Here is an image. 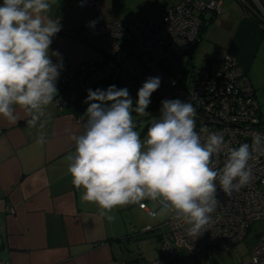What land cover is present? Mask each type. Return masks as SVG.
Segmentation results:
<instances>
[{
	"label": "crops",
	"instance_id": "0c3cea01",
	"mask_svg": "<svg viewBox=\"0 0 264 264\" xmlns=\"http://www.w3.org/2000/svg\"><path fill=\"white\" fill-rule=\"evenodd\" d=\"M176 1L97 0V5L79 6L80 0H51L49 15L59 18L62 28L53 37L50 50L60 53L63 68L95 60L98 52L75 34L76 24L94 18L121 22L152 19L158 15L159 4ZM204 23L189 58L205 51L207 59L197 65L201 66L233 55L248 72L264 114V22L238 0H220V11ZM52 60L57 62L56 57ZM56 86L57 96L66 100L67 106L59 110L54 103L49 105L46 113L51 118H42L47 121L43 129L29 127L23 112L15 124L0 118V264H153L163 259L166 264H210V250L215 247L189 257L182 251L168 257L159 229L145 231L146 224L138 230L137 212L148 214L151 210L147 199L113 209L109 213L115 217L112 221L99 214L96 204L82 201L83 189L72 184L68 158L74 155L70 137L84 130L88 107L84 101L92 88L79 78L65 85L58 78ZM146 133L140 132L142 141ZM41 134L44 144L37 143ZM248 235L249 231L236 245ZM261 238L264 232L256 231L239 263L247 256L249 259Z\"/></svg>",
	"mask_w": 264,
	"mask_h": 264
},
{
	"label": "clouds",
	"instance_id": "9594fccd",
	"mask_svg": "<svg viewBox=\"0 0 264 264\" xmlns=\"http://www.w3.org/2000/svg\"><path fill=\"white\" fill-rule=\"evenodd\" d=\"M51 0H3L0 4V118L18 122L20 112L29 127L44 128L49 105L56 102V86L63 68L60 53L50 50L61 31L59 18L49 15ZM94 24L95 22H91ZM52 57L57 58L54 63ZM161 85L149 77L138 89L135 102L128 88L110 85L88 89L83 132L72 135L74 155L69 156L72 184L83 189L82 201L96 204L109 221L113 209L145 199L158 211L188 225L195 238L212 221L217 205V181L226 195L238 192L252 178L249 161L264 145L256 133L251 146L227 147L224 137L207 128L196 130V109L179 99L161 101L159 117H153L146 139L135 129L133 110L146 112L150 97ZM201 133H206L202 139ZM41 134L37 143L44 144ZM226 150L223 167L213 166V156Z\"/></svg>",
	"mask_w": 264,
	"mask_h": 264
},
{
	"label": "built area",
	"instance_id": "2783aa9c",
	"mask_svg": "<svg viewBox=\"0 0 264 264\" xmlns=\"http://www.w3.org/2000/svg\"><path fill=\"white\" fill-rule=\"evenodd\" d=\"M247 10L256 12L264 22V2L238 0ZM97 0H80L79 6L97 5ZM220 11V0H178L172 5H158V15L134 22L109 21L94 18L74 26L75 34L98 52L95 60L64 67L59 76L62 85L79 78L89 88L107 79L129 76L142 84L149 77H160L161 85L151 95L161 106L163 100L179 99L191 102L196 109V130L207 128L224 137L227 147L252 144V137L264 135V114L256 97V90L248 72L237 59L226 54L221 59L191 66L187 80L183 74H170L172 60L189 56L198 42L201 25L206 18ZM91 22H95L92 24ZM53 102L57 109L67 106L60 96ZM202 139L206 133H201ZM226 150L213 156V166L223 167ZM250 182L238 192L226 195L217 181V205L212 221L199 236L187 233L188 225L172 219L171 214L157 226L164 254L175 256L182 251L192 256L215 247L231 249L245 236L251 224L264 221V145L253 152L249 161ZM145 208V204H140ZM149 216L153 212L147 210ZM152 217V216H151ZM156 260L153 264H166ZM239 264H264V238L252 248L247 261Z\"/></svg>",
	"mask_w": 264,
	"mask_h": 264
},
{
	"label": "rangeland",
	"instance_id": "374dc122",
	"mask_svg": "<svg viewBox=\"0 0 264 264\" xmlns=\"http://www.w3.org/2000/svg\"><path fill=\"white\" fill-rule=\"evenodd\" d=\"M130 1H133V0H130ZM164 1L168 2L171 0H156V2L158 3H164ZM261 1H264V0H261ZM205 59H207V55L205 54V51H202V52L200 51V52L193 54L190 58L189 56H184L181 59L172 60L170 64L168 65V70L170 74L172 75H176L178 73L183 74L184 80L186 81L191 72V66L200 65L204 63ZM124 87L128 88L130 96L135 102L137 98L138 89L141 86L134 85L129 80L127 81V79L124 77L123 80H121L119 88H124ZM98 88L104 89L102 84H99ZM150 100H151V103L149 104L148 108L146 109V112L143 115H139L137 113L133 114V120L135 124L134 130L138 131L139 133L144 129L146 124L151 123L153 117H159L160 115L161 106L159 105L158 102L153 101L152 96L150 97ZM136 121H138L139 123L137 124ZM261 189L264 190V187H261ZM146 203H148V207L151 210L153 211L159 210V205L157 202L147 199ZM139 214H140L139 216L140 223H139L138 230L139 229L141 230V227L146 224L150 226H156L157 224H159V222H162L164 219H166L170 213L166 211L160 212L156 218L150 217L146 212L142 210L137 212V215ZM248 231H249L248 238L245 241L241 242L239 245H236L235 247L231 249H220V248L211 249L210 250V260L208 263L210 264H238L239 262H241L242 258L247 255L246 253L249 250V243L251 242V239L255 238V232L256 231L264 232V221L253 222ZM185 256L189 257L187 255ZM245 259L247 261L248 256Z\"/></svg>",
	"mask_w": 264,
	"mask_h": 264
},
{
	"label": "trees",
	"instance_id": "16d2710c",
	"mask_svg": "<svg viewBox=\"0 0 264 264\" xmlns=\"http://www.w3.org/2000/svg\"><path fill=\"white\" fill-rule=\"evenodd\" d=\"M204 24H205V23H203V24L201 25V27H200V31H199V34H198V40H199L200 32H201V30H202ZM198 40H197V41H198ZM192 50H193V49H192ZM192 50H191V52H192ZM191 52H190V54H191ZM124 77L127 79V81L129 80V81H130L131 83H133L134 85H139L137 82H135V81H134L133 79H131L129 76H125V75L120 76V77H115V78L107 79V80H105L104 82H101V84L103 85V88H104V89H107L110 85H116V87L118 88V87H120L121 80H123ZM98 86H99V85H98ZM98 86H96V87H94V88H92V89L95 90V89L98 88ZM140 86H141V85H140ZM133 114H135V111H134V110H133ZM136 123L138 124L139 122L136 121ZM150 124H151V123L146 124V126H145L144 129H143V132H144L145 130L148 129V127L150 126Z\"/></svg>",
	"mask_w": 264,
	"mask_h": 264
},
{
	"label": "water",
	"instance_id": "95a60500",
	"mask_svg": "<svg viewBox=\"0 0 264 264\" xmlns=\"http://www.w3.org/2000/svg\"><path fill=\"white\" fill-rule=\"evenodd\" d=\"M212 15L209 16V18L211 17Z\"/></svg>",
	"mask_w": 264,
	"mask_h": 264
}]
</instances>
